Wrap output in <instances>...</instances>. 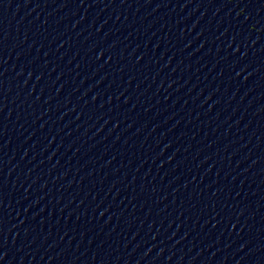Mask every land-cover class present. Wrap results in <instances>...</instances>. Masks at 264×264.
I'll return each instance as SVG.
<instances>
[{
    "label": "water",
    "instance_id": "1",
    "mask_svg": "<svg viewBox=\"0 0 264 264\" xmlns=\"http://www.w3.org/2000/svg\"><path fill=\"white\" fill-rule=\"evenodd\" d=\"M0 264H264V0H0Z\"/></svg>",
    "mask_w": 264,
    "mask_h": 264
}]
</instances>
